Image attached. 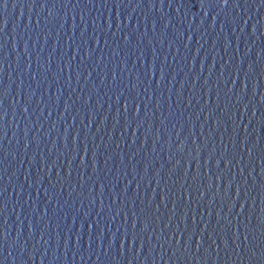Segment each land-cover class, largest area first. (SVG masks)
Segmentation results:
<instances>
[{"label": "water", "instance_id": "water-1", "mask_svg": "<svg viewBox=\"0 0 264 264\" xmlns=\"http://www.w3.org/2000/svg\"><path fill=\"white\" fill-rule=\"evenodd\" d=\"M42 0H0V171L18 114Z\"/></svg>", "mask_w": 264, "mask_h": 264}]
</instances>
